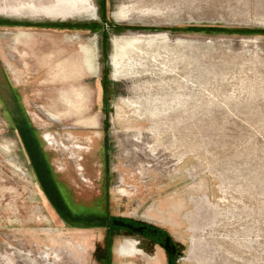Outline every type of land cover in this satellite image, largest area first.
<instances>
[{
  "label": "rangeland",
  "instance_id": "1",
  "mask_svg": "<svg viewBox=\"0 0 264 264\" xmlns=\"http://www.w3.org/2000/svg\"><path fill=\"white\" fill-rule=\"evenodd\" d=\"M0 264H264V0H0Z\"/></svg>",
  "mask_w": 264,
  "mask_h": 264
},
{
  "label": "flooded vegetation",
  "instance_id": "2",
  "mask_svg": "<svg viewBox=\"0 0 264 264\" xmlns=\"http://www.w3.org/2000/svg\"><path fill=\"white\" fill-rule=\"evenodd\" d=\"M139 228H140V230L142 231V232H145L144 233V235H145V237H151V238H155V237H158V238H160L162 241H163V243H164V245L166 246L165 247V250H167V249H169L168 247H169V245L167 246L166 244V240L167 239H165V240H163L162 238V236H158V234H159V231H157V230H151L150 228H148V227H146V226H139ZM121 248H122V246H121ZM171 251H173V250H171ZM124 257V256H123ZM131 257V255L128 257V258H130Z\"/></svg>",
  "mask_w": 264,
  "mask_h": 264
},
{
  "label": "bare ground",
  "instance_id": "3",
  "mask_svg": "<svg viewBox=\"0 0 264 264\" xmlns=\"http://www.w3.org/2000/svg\"><path fill=\"white\" fill-rule=\"evenodd\" d=\"M91 57H93L92 55H88V56H85V58L87 59L85 62V66H87V69L92 72L94 70V62L92 64V61H91ZM95 123V121H93Z\"/></svg>",
  "mask_w": 264,
  "mask_h": 264
},
{
  "label": "trees",
  "instance_id": "4",
  "mask_svg": "<svg viewBox=\"0 0 264 264\" xmlns=\"http://www.w3.org/2000/svg\"><path fill=\"white\" fill-rule=\"evenodd\" d=\"M94 226L99 227L98 225H94ZM105 226H106V224L100 225V227H105Z\"/></svg>",
  "mask_w": 264,
  "mask_h": 264
}]
</instances>
